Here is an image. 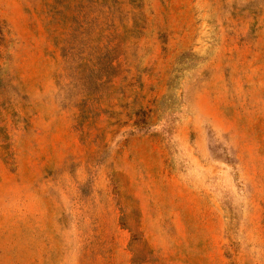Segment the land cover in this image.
Segmentation results:
<instances>
[{
    "label": "rangeland",
    "instance_id": "374dc122",
    "mask_svg": "<svg viewBox=\"0 0 264 264\" xmlns=\"http://www.w3.org/2000/svg\"><path fill=\"white\" fill-rule=\"evenodd\" d=\"M0 264H264V0H0Z\"/></svg>",
    "mask_w": 264,
    "mask_h": 264
}]
</instances>
